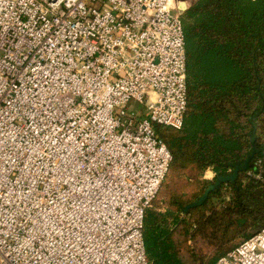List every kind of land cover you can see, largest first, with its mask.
Returning <instances> with one entry per match:
<instances>
[{
  "label": "built area",
  "instance_id": "2783aa9c",
  "mask_svg": "<svg viewBox=\"0 0 264 264\" xmlns=\"http://www.w3.org/2000/svg\"><path fill=\"white\" fill-rule=\"evenodd\" d=\"M196 1L0 0V264H153ZM214 264H264V228Z\"/></svg>",
  "mask_w": 264,
  "mask_h": 264
},
{
  "label": "trees",
  "instance_id": "16d2710c",
  "mask_svg": "<svg viewBox=\"0 0 264 264\" xmlns=\"http://www.w3.org/2000/svg\"><path fill=\"white\" fill-rule=\"evenodd\" d=\"M182 17L188 106L180 129L156 126L172 160L146 211L144 239L153 264H189L183 237L212 247L209 261L192 249L195 264H214L264 228V0H197ZM257 113L258 152L246 164ZM237 165L234 181L184 214Z\"/></svg>",
  "mask_w": 264,
  "mask_h": 264
},
{
  "label": "water",
  "instance_id": "95a60500",
  "mask_svg": "<svg viewBox=\"0 0 264 264\" xmlns=\"http://www.w3.org/2000/svg\"><path fill=\"white\" fill-rule=\"evenodd\" d=\"M257 116H258V113L255 114V115H252L250 117V122H251L252 127H253V130L251 132V142H252V145H253V149H252L251 154L248 156V158L245 161L246 164L250 161V159L253 157V155L256 152H258V149L256 147V140H257V134H256V130H257ZM241 169H242L241 166L237 165L235 171L231 175L219 176L217 181L215 183L209 185V187L205 190V193L196 202H194L192 204H189V205H187L185 207L184 214H186L191 207L197 206V205L202 204L203 202H205L207 197H208L209 192L211 190H214L215 188H218L222 182L234 181L238 177L239 171Z\"/></svg>",
  "mask_w": 264,
  "mask_h": 264
},
{
  "label": "rangeland",
  "instance_id": "374dc122",
  "mask_svg": "<svg viewBox=\"0 0 264 264\" xmlns=\"http://www.w3.org/2000/svg\"><path fill=\"white\" fill-rule=\"evenodd\" d=\"M186 11V10H185ZM141 107V106H140ZM138 107V108H140ZM157 126V125H156ZM209 177H212V173L209 172L208 173ZM212 179V178H211ZM181 230V228H180ZM182 234L180 233V236ZM181 239V238H179ZM182 242H184L186 244L185 246V251L183 252V256L186 260L189 261V264H195V258L193 259L192 255H203L204 257H200L201 259L203 258V260L205 261H209L212 257H213V252H212V247L208 246L206 243H204L203 241L199 240L198 243H195L194 241H191L189 243H186L184 241V237L182 238ZM194 250L193 254H190L191 250Z\"/></svg>",
  "mask_w": 264,
  "mask_h": 264
},
{
  "label": "crops",
  "instance_id": "0c3cea01",
  "mask_svg": "<svg viewBox=\"0 0 264 264\" xmlns=\"http://www.w3.org/2000/svg\"><path fill=\"white\" fill-rule=\"evenodd\" d=\"M209 172L212 173V177H209V176H208V173H209ZM213 177H214V172H213L211 169H207L206 172H205V174H204V178H206V179H211V178H213Z\"/></svg>",
  "mask_w": 264,
  "mask_h": 264
},
{
  "label": "bare ground",
  "instance_id": "6f19581e",
  "mask_svg": "<svg viewBox=\"0 0 264 264\" xmlns=\"http://www.w3.org/2000/svg\"><path fill=\"white\" fill-rule=\"evenodd\" d=\"M184 7H186V6H188L189 4L188 3H186V4H182Z\"/></svg>",
  "mask_w": 264,
  "mask_h": 264
}]
</instances>
